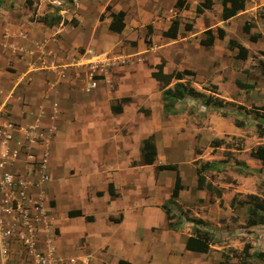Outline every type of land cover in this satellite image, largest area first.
<instances>
[{"label": "rangeland", "instance_id": "374dc122", "mask_svg": "<svg viewBox=\"0 0 264 264\" xmlns=\"http://www.w3.org/2000/svg\"><path fill=\"white\" fill-rule=\"evenodd\" d=\"M0 1V101L4 100V104L11 99L18 105L30 104L29 98L37 103L43 86L59 83L57 86L69 88L70 99L67 101H80L84 109L81 125L86 130L92 128L101 118L99 112L96 113L95 110L88 108L94 100L91 97L93 91L89 94L90 87L86 89V84L105 83L106 86H112L113 90H116L118 83L121 82L123 85L119 88L132 91L136 102H145L147 99L140 95L139 88L136 90V85L140 88L146 86L153 94H159L162 85L156 82L152 84L149 82L147 85L145 77L150 66L159 63L161 58L166 60L167 70L188 63L190 66L198 67L195 68L198 75L210 77L212 80L198 85L195 75L185 76L183 82L205 97L216 100L214 105H205V97L187 98L177 103L176 116L165 117L161 111V104L160 106L156 102L147 106L139 104L135 108L136 116L138 119L146 120L147 123L142 122L137 125L132 119L130 106L125 111L124 123H121L119 115H114V126H124L121 133L129 137L125 143L119 144L117 141H112L111 136H106L99 140L97 151L92 152L87 148L91 139H85L82 131L75 133L69 142L55 140L56 146L66 143L70 144L66 146L67 148H73L65 157L57 152L60 148L59 150L55 148L53 159L56 166L75 164L76 177L73 181L80 192L75 201L78 200L77 204L84 210H92L94 204L91 200L85 201L84 182L86 184L91 181L97 182V187L103 189L106 188L107 183L112 182L118 188L119 195L114 203L107 204L101 200L103 206L95 208L94 214L99 228L106 231L102 223L104 215L109 212L115 214L118 210L128 215L125 228L138 226L144 221L145 215L155 216L149 211L148 214H144L150 207L142 208V203L166 198L175 176L170 170L159 171L158 165L177 164L185 183H193V171L194 174L198 171L205 183L215 187L220 192V196L217 197L206 190L195 196L193 188H188L181 193L183 197L176 200L179 202L175 201L174 205H169L171 214L174 215V223L179 222L186 226L178 233L173 247L179 249L180 240L182 241L188 229L191 231L192 224L184 218L203 216L204 221L212 226L214 233L211 234L214 240L232 233L235 241L241 243L252 241L255 251L264 252L263 243L258 242L260 239L256 236L257 233L254 232L252 237L246 235L245 209L239 208L237 204L238 201H248L246 196L251 194L259 196L264 201V163L252 159L249 155L251 150L264 144V137L259 138L255 129L257 123L264 124L262 110L264 74L259 64L258 51L253 49L252 53L257 54H252L251 60L243 62L242 67L243 73L248 77L246 82L252 85V88L241 89L235 84L237 80L234 74L228 73L239 71L236 68L237 60L225 50L230 35L241 36V27L245 22L259 31L258 33L264 34V0H247L249 12L244 18H236L230 24H226L228 23L226 21L219 22L218 27L227 29L228 34L217 44L214 53L209 49L210 47L198 48L194 42L187 41L188 38L175 37L176 40L173 42L166 41L169 40L166 38L160 39L158 33L168 24L172 0ZM26 1H30V5ZM106 5H110L113 11H116L117 7H120V10L124 9L131 28L129 34L124 32L122 36L117 37L118 34L112 35L111 32L104 30L109 22ZM218 5L220 6V3ZM54 11H58L62 19L76 21L77 26L72 28L73 26L70 25H58L47 28L32 21V18L36 20ZM101 14L103 19L99 21ZM211 14L216 15V12L213 11ZM188 15L185 14V18H188ZM176 18L182 21L180 16ZM151 20L154 21L156 35L153 36L152 44H149L145 38V26ZM216 27L212 28L214 32ZM61 35L66 46H72L76 42L81 44L73 48H65L63 53L58 54L53 43L56 44ZM7 53L10 58L14 56L19 60V66H13V62L6 58ZM217 59L220 61L214 64V68L212 61ZM128 79L132 82H127ZM172 85L170 84L169 87ZM6 91L9 93L4 95ZM217 101H221L222 105L218 106ZM3 116L5 117L4 114ZM238 122L243 125L236 126ZM29 125H35L40 136V149L35 152L37 154L46 152L48 164L49 156L43 146L44 139L41 134L43 128L38 126L37 122ZM146 128L149 129L142 134V130ZM107 130L110 133L113 129L108 127ZM149 134L153 136L157 152L154 166L152 168L142 166V161L139 159L124 162L122 157L131 156L137 143L139 144L142 137ZM54 136L57 138V135ZM215 140L221 141L218 147H214ZM128 164L130 168L137 167L134 174L130 175L126 172L124 165ZM154 172L157 174L155 178H153ZM59 181V187L53 190L58 203L56 216L64 215L65 209L73 204L69 190V188L73 189L70 185L71 181L65 179ZM49 182L50 176L46 184ZM38 197L40 199L41 194ZM47 204L52 207L54 202L49 199ZM45 207L49 210L48 206ZM47 209H45L46 214ZM192 210L197 214H192ZM114 227L117 228V225ZM200 227L205 228V226ZM118 229L122 234L123 226H118ZM103 238L107 239L108 234L105 233ZM132 245L134 250L139 249L140 252L143 249V252L147 251L156 256L162 254L165 247L163 240L151 241L144 236L133 241ZM226 252L230 256L227 250ZM58 253L55 250L54 257L57 258ZM60 256L59 264H75L68 254H60ZM116 256V252L107 249L103 256L104 264H112ZM247 261L251 264H264V260L258 261L255 257ZM27 262L28 260L24 261V258L20 257L16 258L14 264Z\"/></svg>", "mask_w": 264, "mask_h": 264}, {"label": "crops", "instance_id": "0c3cea01", "mask_svg": "<svg viewBox=\"0 0 264 264\" xmlns=\"http://www.w3.org/2000/svg\"><path fill=\"white\" fill-rule=\"evenodd\" d=\"M211 1H212L211 9H208V10L203 9L202 14L199 16H196L195 10L196 8L200 7V5L204 2V0H194V2L191 0H186V4H187L186 9L176 8L175 7L176 0H172V3H170L171 13H170V16L168 17V24L165 27V29L161 28L160 32L158 33V36L160 37V39L166 38V39H169L166 41L173 42L177 38H180V39L188 38L187 41L194 42V44L198 48L208 47L200 43L201 40L205 39L203 32L207 29L212 30V28L216 26H217L216 28H218L219 22L222 21L221 19V0H211ZM218 3H220V6L218 5ZM247 8H248V2L246 1L244 10L238 12V14L235 17L229 20H226V22H228L226 24H230V22L234 21L236 18H244L249 12ZM120 9H121L120 7H117L116 11L115 10L114 11L112 10V11L118 12V11L124 10V9L122 10ZM211 10L212 12L213 11L216 12V15H212ZM185 14L186 16L187 14H189L188 18H185ZM126 16L127 15L125 14V17H124L125 28L121 34L117 35V37L122 36L124 32L126 34H129L128 31L131 28L129 26L130 24L128 23ZM176 16H180L182 21H180V19H177ZM173 21H176L178 24L176 35H175L176 39L164 37L163 34L171 29ZM149 24H151L152 26V33L150 37H146V32H145V38L150 40L149 44H152L153 36L154 34L156 35L155 28H154V21L151 20ZM186 24L191 25L190 30H186L185 28ZM219 27L225 31V35L227 36L228 34L227 29H224L221 26ZM242 27L240 31L241 36L238 35L235 37V36L230 35L225 45L226 52L229 53L233 59L237 60L236 68L239 69V71H234L235 73L233 72H228V73L234 74L233 76L237 80L235 82L237 86H238V83H240L242 85H247V86H250V88H252V85L246 82V79L248 77L246 73L245 74L243 73V69H242L243 64H244L243 62H245L246 60L247 61L251 60L253 56L252 54H257V53H252V50L257 49L256 52L258 51V54H259V64L262 68V64L264 65V34L262 33L263 34L262 35L261 33H258L259 31H256L255 29H253L252 26L250 28V30L251 29L252 30L251 31L249 30V33L246 34L243 32ZM65 30L66 28L64 29V31ZM104 30H106V32L108 31L107 26H106V29ZM111 33L112 35L116 34L113 32ZM213 34H215L214 31H213ZM257 35H260V36L257 39H254L253 37ZM244 36H248V37H244ZM222 40L215 39L213 45L209 46L210 47L209 49L212 50V52L214 53L215 50L217 49V46H218L217 44L219 42H222ZM229 40L237 41L240 45H242L248 50V55L245 60L235 58L237 49H233V50L228 49ZM77 44H81V43L76 42L72 46H66L63 43L62 35L56 44L53 43L54 47L56 48L55 50H57L58 54L63 53L65 48H71V47L73 48ZM6 55H7L6 58L13 62V66H19V60H17V58H15L14 56L10 58L11 56L9 55V53H7ZM161 61L164 63L163 71L166 74H172L175 72L189 70V71H192L196 75L198 79V82H197L198 85L201 83L207 82V81H212L210 80L211 79L210 77H207V76L204 77L202 75H198V71L195 69L198 67L190 66L188 63H183L181 66H178L179 68L175 67L173 69L167 70L166 60L161 58ZM219 61H220L219 59L212 61V66L215 68L214 64ZM155 65L156 64L151 65L150 70L149 71L147 70V75L145 77L147 85L149 82H151V84L155 82L150 77V72L152 71V67ZM172 70H175V71L172 72ZM201 71H203V69H201ZM194 76H189V77H194ZM127 82H129V79ZM127 82L125 81V83ZM131 82L132 80L129 83ZM173 83L174 81L172 82V84ZM57 84L59 83H56V85L54 84L52 86H43V89H40L41 91L38 97L39 101L37 103L34 102L32 98H29L28 96H25V97L26 98L28 97L30 99V104L18 105L17 102H15L13 99L7 101L5 104L3 103L4 100L0 101V110L3 111L2 114L5 115V119L11 122H14L17 125L23 126V127L29 125L32 122H37V124H39L38 126H41L43 128V131L41 134H42V138L44 139L43 146L46 148V151L48 152V156H49L47 171H48V175L50 176V182L48 184L45 183L46 185L44 184L39 189L34 190V197L35 199L40 201V203H42V208L47 209L45 206H48L50 210L49 211L47 209L48 212L46 214L48 230L46 232L43 231L42 235L41 236L39 235V239H38L39 246L43 250L51 251L52 256H51L50 264H59L61 262L60 254H63V255L68 254L71 257V261H73L75 264H104L103 256L107 249L109 250L112 249L113 252L117 253V256L114 258L112 264H117L119 260L129 262L130 264H219L220 262L223 261L222 254L223 253L227 254L226 250L228 251L229 249H232V250H235L236 252L242 251V248L245 242L241 243L240 241H235L234 236L232 235L231 232H230L231 234H228L227 237L224 236L223 238H221L222 240L221 239L215 240L214 244L210 247V250L208 251V253L203 254V253L186 251L184 248L185 240L187 237L193 234V227H194L193 224L191 225V231L188 228H186L188 229V231L184 235L182 241L180 240L181 242L179 246L180 248L175 249L173 247L174 241L177 238L178 233H180L186 226L181 224L179 226L178 231L176 232L170 230L168 228V222L166 220V216L163 210L161 209L162 204L165 202L167 198H169L173 183L172 185H170L169 191H167L166 198L159 199L155 202L149 201V202L142 203V208H145V207L151 208V209L148 208L144 214H148V211H149L151 214L155 216L148 217V215H145L144 221H142V223L139 224L138 226L125 228L124 225H126L127 223L128 215H126L124 211L118 210L115 212V214H113L112 212H109L104 215V221H102V223L105 225L106 231L99 228L97 225V217L94 214V211H96L95 208H98L101 205L103 206L102 201H105L107 204L114 203V201L118 198V195H119L118 188L115 187L112 182L107 183V186L105 189L97 187L98 186L97 182L91 181L87 184L84 182L83 185H84L85 201L91 200L94 203L93 206L91 207L92 210H88V211L84 210L79 204H77L78 200L75 201V198L77 197V195L80 194V192H78V189L76 187L77 185L73 181V179H75L76 177L75 164H68L62 167L58 165L56 166L54 163V159H53L55 148L58 150L60 148V150L57 152H59L62 155V157H65L67 154L72 152L73 148H67L66 146H69L70 144H66V143L56 146L55 140L61 139L63 140V142L64 141L69 142V140H71L74 137L75 133L82 131L85 139L87 138L91 139L90 142L87 144V148L90 149L92 152L97 151V147H99V140L106 136L107 137L111 136L112 141H117V143L119 144L125 143L126 141L129 140V137L128 135H122L121 133L122 128H124V126H121V125L119 127L114 126L113 116L119 115L118 117L121 118V123H124L125 111L130 106L131 112H132V119L134 120L136 125L137 123L145 122L146 120L144 119H140V118L138 119L135 113V108L139 104L147 106L154 102H156V104L160 106L161 90L159 94H153L152 92H150L151 90L148 89L146 86H143V88L142 87L140 88L136 85V90H138L137 88H139L141 91L140 95H143L147 99V101L145 102H136L134 99V93L132 91L124 89L122 87L119 88V86L123 85V83L121 82L118 83V87L116 90H113L112 86H109V87L106 86L105 83L97 84V85L96 83L95 85L86 84V87H85L86 89L88 88V86L90 87L88 88V90H90V92L88 93L90 94L93 91L91 97H93V100H94L91 104L88 105V108L95 110L94 112L96 113L99 112L101 115V118L100 120H97L95 122L92 128H88L84 130V128L81 125L84 109L82 108L80 101H76V102L67 101L68 99H70V95L68 93L69 88L64 89L61 86H57ZM215 84H218V83H215ZM106 87L108 89H106ZM92 88L94 89L92 90ZM240 88L245 89L242 87ZM8 93L9 92L6 91L4 95H7ZM80 96L84 97L85 95H80ZM124 97L129 98V101L125 103L120 102V99ZM108 127L111 130L113 129L110 133L107 130ZM148 129L149 128H146L145 130L143 129L141 133L145 134ZM142 134H140V136H142ZM54 135H57V138ZM148 136H150V134L146 135L145 137L143 136L139 144L137 143L136 149L134 150L132 155L123 156L122 160L124 162L125 161L127 162L128 160L129 161H135L137 159L141 160V156H140L141 142L142 140L146 139ZM154 163H155V160L152 165H143L142 163V166H150L152 168L154 166ZM188 167L190 166L188 165ZM18 168L20 171L19 174L25 175L27 166L25 165L18 166L17 170ZM124 168L126 172L130 175L134 174V172L137 169V167L130 168L129 164L127 166L124 165ZM151 168L149 169L152 170ZM178 170L181 176L179 167H178ZM192 176H193V183L191 184L185 183L184 179L181 177L184 189L179 194L180 198L183 197L181 196V193H183V191L187 190L188 188L190 189L193 188L194 192L196 193L194 194L195 196H198L197 193L202 192V191L195 190L196 181H197L196 172L194 174V171H193ZM155 177H157V174H155L154 172L153 178ZM60 179L71 181L70 185H72L73 189L71 190L69 188V190L71 191L70 197L73 199V204L72 206L70 207L68 206L65 209L64 215L56 216L55 211L57 209L58 203H57V200L55 199L53 190L55 191L59 187ZM109 185H112L113 195H111L109 192V189H108ZM39 194H41V197H43L42 198L43 200L41 199V197L39 199L38 197ZM179 197L177 199H179ZM49 199L53 200L54 202L52 207H49V205L47 204V200ZM176 202H179V201H176ZM182 207L184 208V206ZM246 207L247 206L239 207V208L245 209L244 223H245L246 230H247L246 235L249 237H252L254 235L253 234L254 232L257 233L258 235L256 236H258L260 239L258 240V242L259 243L262 242L263 243L262 247L264 248V225H255V226H250V227L247 226L246 225V221H247ZM75 210H80L83 216L73 217V218L67 216V213L69 211H75ZM191 213L195 214L196 211L192 210ZM262 214L264 215V212ZM85 217H92V220L88 221ZM189 218H192V217H189ZM113 219H118V222H115ZM197 219H201L204 222L205 224L204 229L206 231H208L210 234L214 233V231L211 229L212 226H209V223H206L204 221L203 216L202 217L198 216ZM173 222L175 221L173 220ZM115 225H117V228L114 227ZM118 226H123V229L121 230L122 234L119 233L120 229H118ZM116 229L117 231L115 232ZM105 233L108 234V238L102 239ZM143 236L148 239H151V241L152 240H155V241L163 240L164 245H165L162 251L163 253L156 256L155 254L151 255L149 252L147 253V251L143 252V249H141L140 252H139V249L134 250L132 247L133 241L135 242L136 239L143 237ZM246 243L250 244L249 253L251 255L247 259H250L251 257H253L252 256L253 252H262L264 254L263 251H255L254 243L252 241L251 242L247 241ZM55 250L59 252L57 258L54 257L53 255ZM263 260H264V257L263 259H258V261H263ZM238 262H239L238 259L232 256H230L228 259V264H241L240 262L239 263ZM13 263H15V261Z\"/></svg>", "mask_w": 264, "mask_h": 264}, {"label": "trees", "instance_id": "16d2710c", "mask_svg": "<svg viewBox=\"0 0 264 264\" xmlns=\"http://www.w3.org/2000/svg\"><path fill=\"white\" fill-rule=\"evenodd\" d=\"M247 0H221V19L222 21L229 20L233 17H235L238 12L243 11L245 8V3ZM30 5V1H26ZM1 4V1H0ZM212 1L211 0H204V2L200 5V7L196 8L195 13L196 16H199L202 14L203 9H211ZM175 7L179 9H186L187 4L186 0H176ZM105 10L109 12L108 18L109 23L107 25V29L110 32L121 34L122 31L125 28L124 23V17L125 12L124 11H118L113 12L111 10L110 5H106ZM103 15L101 14L98 18L99 21H102ZM32 21H36L47 28H53L58 25L62 26H77L76 21H68L66 19H62V17L59 15L58 11H54L51 14L44 15L42 17H39L38 19H33ZM177 22H172V27L169 31L165 32L163 35L164 37L169 38H175L176 30H177ZM146 28V37H150L152 33V26L151 24H148L145 26ZM186 30H190L191 25L186 24L185 25ZM251 28V25L249 23H245L242 27V30L244 33L248 34L249 30ZM205 39L201 40L200 43L205 46H212L215 39L222 40L225 37V31L218 27L215 30V34H213V31L211 29H207L203 32ZM260 35H257L253 37L254 39H257ZM146 42H150L146 38ZM228 49L233 50L237 49V53L235 58L236 59H242L245 60L248 55V50L240 45L235 40H229L228 41ZM164 63L161 61L160 63L156 64L152 67V71L150 72V77L157 83L162 85L161 88V111L165 117H171L176 116L178 114L177 109V103L181 100L187 99V98H195V97H205L203 94L196 91L194 88H192L189 85H186L182 80L184 79V76H194L195 74L192 71L184 70L181 72H175L172 74H166L163 71ZM262 71L264 74V65L262 64ZM174 81L173 85L169 87L170 84ZM239 87L248 89L250 86L242 85L238 83ZM129 98H121L120 102H128ZM216 102L211 99V97H205L204 104L207 106L214 105ZM217 105L221 106V101H217ZM216 104V103H215ZM262 110L264 111V107H262ZM243 123H236V126H242ZM256 133L259 138L264 137V124L257 123L255 125ZM220 140L214 141V147H218L220 145ZM156 147L153 143V136H148L146 139L142 140L141 147H140V156L141 161L143 165H152L155 156H156ZM250 157L256 160H259L260 162L264 163V144L258 145L254 150L250 152ZM158 169L160 171L170 170L175 173L174 181L172 185V189L169 195V198L162 204L161 209L163 210L166 220L168 222V228L174 232L178 231L179 226L181 223H174V215L171 214V208L169 205H174L175 200L179 197L180 192L184 189V186L182 184L181 176L179 174L178 166L176 164H161L158 166ZM196 187L195 190L203 191L206 190L208 192L214 193L217 197L220 196V192L213 187L210 183H205L203 176H201L198 171H196ZM109 192L111 195H113V188L112 185L108 186ZM246 198L248 201H238V207L247 206L246 207V213H247V226H255V225H264V215L262 214L264 212V201L260 199L259 197L255 195H247ZM235 202V198L233 199ZM68 217H82L83 214L80 210L75 211H69L67 213ZM88 221L92 220V217H85ZM115 222H118V219H113ZM187 222L193 224V234L186 238L184 248L186 251L190 252H197V253H208L210 250V247L214 244L215 240L213 239L212 235L206 231L205 229L201 228L200 226H204V222L201 219L197 218H184ZM250 244L245 243L243 245L241 252H236L235 250L229 249L228 252L230 253V256L238 259V261L241 264H249L247 262V258H249L251 255L249 253ZM228 254L223 253L222 258L223 261L219 264H228V258L230 257ZM252 256L258 259H263L264 254L262 252H253ZM117 264H130L129 262L119 260Z\"/></svg>", "mask_w": 264, "mask_h": 264}, {"label": "built area", "instance_id": "2783aa9c", "mask_svg": "<svg viewBox=\"0 0 264 264\" xmlns=\"http://www.w3.org/2000/svg\"><path fill=\"white\" fill-rule=\"evenodd\" d=\"M0 110V264H50L51 251L43 250L39 235L48 230L46 211L34 190L48 182L47 153L37 154L40 136L35 125L11 122ZM41 144V143H40ZM38 145V146H37ZM27 166L25 175L18 166Z\"/></svg>", "mask_w": 264, "mask_h": 264}]
</instances>
